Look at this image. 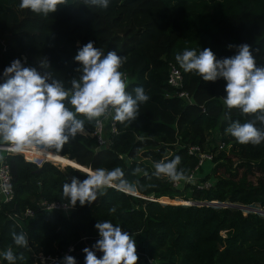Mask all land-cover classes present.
I'll return each instance as SVG.
<instances>
[{"label":"trees","instance_id":"1","mask_svg":"<svg viewBox=\"0 0 264 264\" xmlns=\"http://www.w3.org/2000/svg\"><path fill=\"white\" fill-rule=\"evenodd\" d=\"M19 3L0 0L2 75L20 59L24 67L48 73L70 89V80L80 75L74 57L91 41L105 55L116 51L126 57L120 69L128 76L126 90L134 95L133 90L142 87L149 99L139 105L136 120L115 123L117 133L107 148H98L88 133L79 134L61 152L43 155L48 162L40 167L20 154L0 152L12 191L8 202L0 200V253L11 247L25 257L16 264H33L37 253L55 254L72 246L68 255L76 264H85L83 249H91L99 239L94 225L109 221L135 239L137 264L147 258L156 264H264V216L257 213L264 212V142L240 144L225 132L232 121L246 123L255 116L226 108L222 78L205 82L194 72H184L175 60L186 49L198 53L205 48L219 60L237 54L229 45L248 44L257 66L264 67V0H109L106 9L86 5L85 0H65L48 16L21 10ZM169 64L180 69L181 89L191 103L166 83ZM4 82L3 77L0 84ZM255 126L264 130L259 121ZM91 127L85 120V131ZM199 153L210 155L212 163L209 172L200 175L204 160L197 164ZM177 155L178 170L192 174V181L173 184L167 177L157 178L152 175L155 169L137 160L167 162ZM53 163L85 167L86 172L120 167L138 195L109 188L96 203L40 209L37 203L42 200L67 204L63 184L74 176L86 179L80 170L61 171ZM137 168L141 171L134 174ZM25 209L31 216H21ZM13 231L27 235V248L14 244ZM0 264L8 262L0 256Z\"/></svg>","mask_w":264,"mask_h":264},{"label":"clouds","instance_id":"2","mask_svg":"<svg viewBox=\"0 0 264 264\" xmlns=\"http://www.w3.org/2000/svg\"><path fill=\"white\" fill-rule=\"evenodd\" d=\"M60 4H65V0H20L18 7L48 16ZM85 4L106 9L109 0H85ZM229 47H236L237 54L218 60L209 48L198 53L195 49H186L176 54L175 60L184 72H194L205 82L220 78L226 81V95L223 96L226 108L254 115L255 120L232 121L225 132L240 144L259 145L264 142V130L257 128L255 123L264 124V67L257 66L250 45ZM126 59L116 51H108L105 55L93 42H88L74 57L81 67L76 70L79 77L70 80V89H66L62 81L51 79L50 74L24 67L20 59L13 60L4 69L5 82L0 84V152L24 153L33 149L41 155H47L50 150L61 152L65 144L85 132V120L99 121L105 116L120 123L130 124L136 120L139 105L149 97L142 87H136L134 95L126 90L127 76L120 70ZM67 105H71V109ZM225 119H229L228 113ZM180 163L178 155L167 162H155L152 175L167 177L171 182L187 181L189 178L184 171L178 170ZM140 171L137 168L134 174ZM109 188L123 193L135 190L120 167L98 168L88 170L82 181L74 176L71 183H64L62 196L67 198L66 207H75L77 201L83 206L105 195ZM110 212H115V208ZM94 227L99 239L91 249H83L85 264H137L133 236L109 221L97 222ZM11 235L18 248L29 246L25 233L13 231ZM96 251L103 253L101 258H97ZM0 256L8 264L25 259L22 253L14 254L11 247ZM63 260L64 264H76L70 255Z\"/></svg>","mask_w":264,"mask_h":264},{"label":"built area","instance_id":"3","mask_svg":"<svg viewBox=\"0 0 264 264\" xmlns=\"http://www.w3.org/2000/svg\"><path fill=\"white\" fill-rule=\"evenodd\" d=\"M126 74V73H125ZM127 76V74H126ZM128 78V76H127ZM166 83L175 90L176 96L183 99L187 103H191V97L190 95L181 89L182 84V76L181 71L177 67H175L172 64H169L168 73L166 75ZM115 123L111 117H100L99 121H93L92 127L90 128V131H85L83 134L88 133L89 136L93 137L96 143V146L98 148H107L112 143V137L114 134L117 133L115 128ZM88 129V128H87ZM220 147V146H219ZM35 152H37L35 149H33ZM190 151H196L197 148L190 147ZM9 153V152H7ZM38 153V152H37ZM20 154L23 159L27 162L35 164L37 167H40V165L43 162L46 161V158L43 157V155L34 156L32 159H29L25 157L24 153H16ZM209 160L210 155L199 153V160L197 164L199 165L202 160ZM52 164V163H51ZM189 179L187 181H192L193 175L189 174L187 176ZM9 171L8 166L5 163V161L0 160V200L2 202H8L11 199V187L9 183ZM173 184H176V182H173ZM39 208L45 209V210H52V209H60L65 210L68 207H66V204H60L57 202H46L44 200L39 201L38 203ZM32 212L30 209H25L22 213V217H28L31 216ZM72 251V246H68L65 248H61L58 250L55 254H43V253H37L35 254V260L33 264H64L63 258L68 255ZM145 264H156L155 261L151 258L146 259Z\"/></svg>","mask_w":264,"mask_h":264},{"label":"rangeland","instance_id":"4","mask_svg":"<svg viewBox=\"0 0 264 264\" xmlns=\"http://www.w3.org/2000/svg\"><path fill=\"white\" fill-rule=\"evenodd\" d=\"M62 157H64V158L67 159L66 156H62ZM137 160L145 162V163L148 165V167H149L150 169H154V163L149 162L148 160L143 159V158H140V157H138ZM53 165H56V167H58L61 171H65V169H66L67 167H69V168H71V169H75L73 166H69V165H67V164H65V165H58V164L53 163ZM211 165H212V163H211L209 160H204V161L202 162L201 166H200V172H199V175H200V174H204V173L209 172V169H210ZM84 173H86V172H84ZM208 181L211 182L212 180L209 179ZM128 194H130V195H132V196H137V195H138L135 191L132 192V193H128ZM168 201H169V200H164L163 203H169ZM161 203H162V201H161ZM175 203H180V201H177V202H175Z\"/></svg>","mask_w":264,"mask_h":264},{"label":"water","instance_id":"5","mask_svg":"<svg viewBox=\"0 0 264 264\" xmlns=\"http://www.w3.org/2000/svg\"><path fill=\"white\" fill-rule=\"evenodd\" d=\"M2 78H3V75L0 73V81L2 80ZM79 166V165H78ZM81 167H83V166H81ZM84 169H85V167H83ZM75 169H77V170H80V171H82V172H86L84 169H80V168H75ZM86 169H88V168H86ZM97 202V200L96 201H93L92 203H96ZM160 202V201H159ZM206 205H211V206H215V207H233V208H237V209H240V210H242V211H245V212H249V211H252V212H257V211H260L259 209H257V208H251V207H247V206H241V205H234V204H228V203H216V202H211V203H207ZM257 213H259V214H261V215H263L264 216V212H257Z\"/></svg>","mask_w":264,"mask_h":264},{"label":"bare ground","instance_id":"6","mask_svg":"<svg viewBox=\"0 0 264 264\" xmlns=\"http://www.w3.org/2000/svg\"><path fill=\"white\" fill-rule=\"evenodd\" d=\"M24 155L25 157L29 158V159H32L34 156H38L40 155V153H37L35 152L34 150H31V151H26L24 152ZM169 203H172V201H168ZM207 203H210V202H204L202 204H207ZM196 204H200V203H196Z\"/></svg>","mask_w":264,"mask_h":264}]
</instances>
